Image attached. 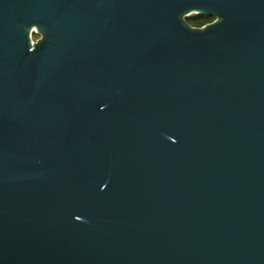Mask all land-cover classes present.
Listing matches in <instances>:
<instances>
[{"label": "water", "instance_id": "water-1", "mask_svg": "<svg viewBox=\"0 0 264 264\" xmlns=\"http://www.w3.org/2000/svg\"><path fill=\"white\" fill-rule=\"evenodd\" d=\"M0 264H264V0H0Z\"/></svg>", "mask_w": 264, "mask_h": 264}, {"label": "trees", "instance_id": "trees-1", "mask_svg": "<svg viewBox=\"0 0 264 264\" xmlns=\"http://www.w3.org/2000/svg\"><path fill=\"white\" fill-rule=\"evenodd\" d=\"M187 21L194 26H202L203 24L213 21L215 19V15L206 14V13H192L186 16ZM39 33L34 32V38L39 37Z\"/></svg>", "mask_w": 264, "mask_h": 264}, {"label": "rangeland", "instance_id": "rangeland-1", "mask_svg": "<svg viewBox=\"0 0 264 264\" xmlns=\"http://www.w3.org/2000/svg\"><path fill=\"white\" fill-rule=\"evenodd\" d=\"M36 39V38H35Z\"/></svg>", "mask_w": 264, "mask_h": 264}]
</instances>
